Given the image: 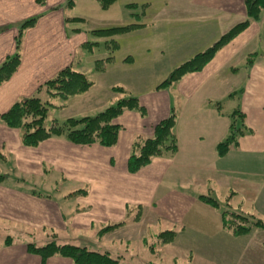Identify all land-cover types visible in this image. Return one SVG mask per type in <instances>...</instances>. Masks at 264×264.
<instances>
[{
  "label": "crops",
  "instance_id": "1",
  "mask_svg": "<svg viewBox=\"0 0 264 264\" xmlns=\"http://www.w3.org/2000/svg\"><path fill=\"white\" fill-rule=\"evenodd\" d=\"M82 2L89 10L102 9L94 0ZM134 3L142 22L118 39V35L91 36L90 30L85 32L79 23L67 22L81 19L69 16L77 7L74 0H0V65L16 52L20 24L41 17L24 34L20 67L0 86V162L12 156L18 169H28L30 179L58 174L66 182L33 187L7 186L3 180L2 231L24 232L25 236L58 231L67 236L71 233L75 239L85 231L100 234L107 227L129 221L123 229L130 234L131 253H135L130 264H145L147 260L141 248L134 245L166 230L175 232L168 264H264V228L254 227L236 235L224 228L222 217L229 209L264 223V11L254 21L249 20L245 0H116L111 7L118 5L123 21L103 23L113 27L132 25L126 23L132 18L125 16L130 8L127 5ZM245 22V27L221 45L200 71L160 87L175 68ZM75 29L80 33H74ZM133 35L149 42L142 47L156 59H161L156 51L161 39L169 47L163 53L170 52L177 63L147 92H112L113 98L102 110L124 97H136L146 108L145 114L125 110L114 120L121 127L116 145H79L62 135L35 147L26 146L23 134L2 120L22 98L37 95L47 102L49 96L42 86L69 67L81 71L88 42L94 44L93 49L103 45L104 51L97 57V61H104L103 69L98 70L96 63V73L113 65L128 70L126 66H134L136 57L132 53L118 54L132 45L126 39ZM80 51L82 59L77 62ZM108 58L112 60L107 62ZM86 74L92 79L95 75ZM82 95L69 97L61 107ZM237 111L243 114L245 134L222 154L218 146L230 135ZM88 114L85 117H92ZM170 116L175 117L176 151L154 157L132 173L129 159L134 143L153 138L156 126ZM87 178L92 184H86ZM71 179L84 184H69ZM201 196L215 199L220 207L205 203ZM136 214L139 223L133 222ZM16 225L21 228L16 229ZM27 245H5L0 250V264H75L60 256L43 261L30 253ZM164 249L161 247L156 257L161 264H167Z\"/></svg>",
  "mask_w": 264,
  "mask_h": 264
},
{
  "label": "trees",
  "instance_id": "2",
  "mask_svg": "<svg viewBox=\"0 0 264 264\" xmlns=\"http://www.w3.org/2000/svg\"><path fill=\"white\" fill-rule=\"evenodd\" d=\"M94 1L99 3L102 9H107L116 2V0ZM130 6H133V4H130ZM245 6L248 11L249 20L256 21L260 18L261 13L264 11V0H245ZM40 18V16L30 18L22 22L18 27L16 52L12 56H9L0 65V86L7 83L20 67L22 63V45L24 34L27 30L33 28ZM66 21L76 23L81 21V19ZM246 24L247 22L239 24L228 34L223 36L217 43H215L214 46L175 68L169 77L160 84V87H167L168 85L178 82L186 74L200 71L212 58L218 48L236 35L242 28L245 27ZM135 28L136 25L133 24L123 27L93 30L90 34L98 37H110L130 32ZM73 32L80 33V30L75 29ZM88 43L90 44L91 42ZM111 60L112 58H108L106 61L108 62ZM103 63L104 61H98V70L103 69L101 66ZM92 86L93 81L88 75L69 67L45 83L44 86H42V89L45 87L48 91H50V93L62 95L63 97H69L83 94L90 90ZM116 90L120 93H127V91L123 88H116ZM49 106L51 107L50 104L42 102L37 95L30 98H22L11 108L9 112L2 116V120L11 128L22 129L26 132L23 135V144L26 146L35 147L51 137L65 135L66 138L74 144L111 147L117 144L120 129V126L114 124L113 120L119 117L125 110H137L141 114H145L146 112V108L140 105V102L136 97H126L119 100L114 106H111L95 116L83 119L70 118L64 123L55 122L49 127L50 129H47L44 126V121L48 117V114H50ZM30 118H32V122L29 124L27 120ZM174 125L175 117L172 116V118L163 120L156 126L153 138L135 142L133 154L129 159V169L132 173H136L141 167L148 165L154 157L161 156L166 152L176 151L177 145L173 132ZM80 126H83V128L78 129ZM66 127H70L71 131L69 130L70 132L67 133ZM246 127L247 126L243 123V114L240 111H237L233 115L232 124L230 126V135L218 146L219 152L223 154L228 151L232 145H236L238 143V139L245 134L246 130L244 131V128L246 129ZM3 179V176H0V183ZM200 199L213 207H220L219 203L211 197L201 196ZM234 212L235 211L223 212L222 217L224 228L228 231L233 232L236 235H241L249 232L254 227L264 228V223L262 221L256 220V223H253L250 222L248 218L244 217L245 214ZM249 217L252 218V220L255 219L252 216ZM115 228L116 226H111L104 229L103 232H107ZM174 234L175 232L172 231L162 232L158 236V239L162 244H166L173 240ZM9 242L10 240L7 244H11ZM152 250H154V247H152ZM28 251L32 254L39 255L43 261H46L50 257L60 256L72 259L75 264H127L125 262H121L119 259L111 257L109 254L89 251L86 248H81L71 244L60 245L57 243H49L42 247H37L34 244H28Z\"/></svg>",
  "mask_w": 264,
  "mask_h": 264
},
{
  "label": "rangeland",
  "instance_id": "3",
  "mask_svg": "<svg viewBox=\"0 0 264 264\" xmlns=\"http://www.w3.org/2000/svg\"><path fill=\"white\" fill-rule=\"evenodd\" d=\"M74 1L76 2L77 7H76L75 12L69 13V16L78 17V18L83 19L77 23H79L80 26L82 25L81 27H83V30H85V32H88L89 30H90L89 32H91V30L108 29V28H103V25L107 27H113V26H110V24L108 23H103L104 21L110 22V23H119L123 21V12L121 9H118V5L117 7L110 6L107 9H101L102 11L101 12V11H95L93 8L89 10L83 4L82 0H74ZM127 6H129L130 8L126 7L128 10V14L125 17L126 18L131 17L132 21L131 22L127 21L126 23H130L132 25L135 24L136 28H138L140 26V24L138 25V23L142 22L140 11H138L139 8L135 3L133 4V6H130V4ZM156 35L160 36L161 34L156 33ZM125 36L126 35L122 33V34H118L117 38L123 39L125 38ZM135 36L136 35L127 37L126 42L128 40H131L132 45L127 46L123 50L122 53L118 54L119 56H122L127 53L129 54L132 53L136 57L137 61L134 66H126L129 68L128 70H124V67L122 65H113L107 70H104L102 72L98 71L96 73L95 66H96V63H98L97 57L98 56L100 57L101 53L104 51L102 47L103 45H101V48H96V49L94 48L95 49L94 50L93 45H92L93 43L92 44L90 43L91 45L89 43L86 44V49L84 51L85 57L83 59V66L81 68V71H78L75 68L74 69L78 72L85 73V74L86 72H88L90 76H92L93 73H95V75L93 76V79L90 77V79L94 81V84L90 88V90L84 93V95L76 98L75 100L72 99L71 103L67 105H63L67 107L65 108L61 107L62 102L66 101V99L72 96L63 97L62 95H55L53 93H50V91H48L47 88L45 87L44 89H42V91H44L47 94V96H49V99L47 100V102L43 101L42 99L41 101L46 102L47 104L51 105V107L49 106L50 114H48V117L44 121V126L47 129H50L49 127L55 122L64 123L65 121H67L68 118L83 119V118H87L85 117L87 116V113H89L88 116H93L100 111L102 112L105 111L111 106L104 108L103 110L102 108L106 106V102L108 103V101H110L113 98L112 92L116 88H123L124 90L126 91L129 90L134 94H138V93L142 94L143 92H147L148 90L156 86V83L158 82V78L160 76H164L167 70L172 65L177 63V59L176 58L174 59L173 55L170 52L166 51V53H163L164 48L166 49L169 47H165V43L162 42L161 39H160V44L156 46V49H157L156 51L158 55L161 56V59L163 58L162 60L156 59L152 55V52L150 53H147V51L145 52L146 47H142V45L144 43H149V42L147 41L141 42L139 41L141 38H136ZM94 41H96V39H94ZM150 44L152 45V43ZM162 53L165 55H162ZM81 59L82 57H81V51H80L77 62H79ZM116 84H119V86L110 89L113 85H116ZM163 88H166V87H163ZM55 117L58 118V120H56ZM169 118H172V116H170ZM31 119L32 118L27 120L29 124L30 122H32ZM113 123L116 124L114 120H113ZM60 125H64V124H60ZM82 128L83 126L78 127V129H82ZM120 129H119V133H120ZM18 130L23 135L24 133H26L22 129H18ZM69 130L71 131V128L66 127L67 133L70 132ZM142 140H147V139H142ZM134 145L132 148V154L134 151ZM26 168H28V165H26ZM24 171L22 172L20 169H18V165L14 163V159L12 158V156L8 157L5 162H0V174L3 175V178H4L3 180H5L3 184H6L7 186L11 184H32V186L34 187L33 184H42L43 186L45 184H65L66 183L64 180L60 179V175L58 174L52 175L53 177L50 175H45L41 177L40 179H30L27 173L28 169ZM72 180L79 181V183L78 182L74 183ZM84 180H87L86 184H92L91 181H88L91 179L87 178ZM68 183L69 184H84L80 182V180H76V179H71L70 181H68ZM70 195H73V194H70ZM223 207L226 208L225 205H223ZM224 211L230 212L231 210L226 209ZM134 217L135 218L133 222L139 223L141 221L140 216L138 214L134 215ZM244 217L248 218L250 222L256 223V219L252 220V218L246 215H244ZM127 222L114 225L116 226V228L111 229L107 232H103L102 230L100 234L97 233L99 237L96 236L97 234L95 232L85 231L83 235L75 239L73 238L71 233H70V236H67L65 234L59 233L58 231L52 232V233H47L46 231H44L42 232L41 235H38V233L37 235L36 233L35 234L29 233L27 234V236H25L24 232H22V234L20 235L14 234L12 232L9 234V232L2 231L4 226L3 224H0V250L5 245H9L7 244L9 240H10L9 243L11 244L14 242L23 243V244H34L37 247H42L49 243H57L60 245L71 244V245L79 246L81 248H86L89 251L109 254L111 257L115 259H119L123 263L125 262L127 264L128 263L130 264L129 261H132L131 256L134 255L135 253H131V245H133L132 242H130L131 236L130 234H127L125 230L123 229L124 226L128 225ZM15 228L20 229L21 227L16 225ZM139 228H140L139 231L141 232L142 230L141 226ZM167 231H170V230H166L164 232H167ZM7 233L9 235H7ZM109 233H111V235H107ZM161 233H159L158 235H154L153 237L146 238L142 243H139L138 245L137 244L134 245L137 248H141L142 256L145 259H147L145 261V264H152V263L161 264V262H158L156 257L157 255H160L159 250H161V247L163 246H165L164 254H163L164 258L166 259L165 262L167 264L169 263V260H167V258L173 254L174 238L171 242L162 244L161 241L158 239V236ZM141 237H142V232H141ZM174 237H175V234H174ZM132 240L135 241L134 239ZM152 247H154V250H152ZM157 251H159V253ZM159 261H162V258ZM162 264H164V262Z\"/></svg>",
  "mask_w": 264,
  "mask_h": 264
}]
</instances>
